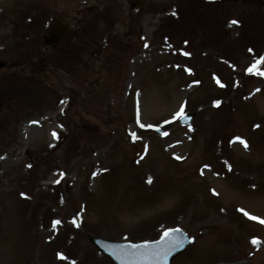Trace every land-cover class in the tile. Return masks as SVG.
Listing matches in <instances>:
<instances>
[{
	"label": "rangeland",
	"instance_id": "1",
	"mask_svg": "<svg viewBox=\"0 0 264 264\" xmlns=\"http://www.w3.org/2000/svg\"><path fill=\"white\" fill-rule=\"evenodd\" d=\"M143 1L0 0V264H113L88 234L176 227L172 264H264V0ZM74 8L79 88L35 22Z\"/></svg>",
	"mask_w": 264,
	"mask_h": 264
},
{
	"label": "water",
	"instance_id": "2",
	"mask_svg": "<svg viewBox=\"0 0 264 264\" xmlns=\"http://www.w3.org/2000/svg\"><path fill=\"white\" fill-rule=\"evenodd\" d=\"M91 240L111 256L118 264H169L171 259L183 249V247L180 248V245L175 248L170 245V238L166 242H163V238L157 244L145 245L146 254L150 257L147 258L143 257V254L139 250H135L133 247H125L115 244L110 245L100 241L96 242L93 238H91Z\"/></svg>",
	"mask_w": 264,
	"mask_h": 264
},
{
	"label": "snow or ice",
	"instance_id": "3",
	"mask_svg": "<svg viewBox=\"0 0 264 264\" xmlns=\"http://www.w3.org/2000/svg\"><path fill=\"white\" fill-rule=\"evenodd\" d=\"M231 23L232 24H237L238 22L233 20V21H231ZM260 63H264V60H261ZM254 70H257V66L256 65H253L251 68L248 69V71L250 73L253 72ZM259 74L264 76V72H260ZM218 83H219V81H218ZM178 116L182 118L183 117V112L181 111V113H179ZM54 135H55V133H54ZM240 143L244 144L245 147H247V144L243 140H241ZM149 183H151L150 180H149ZM245 215H247V213H245ZM251 218L252 219H256L255 217H251ZM261 222L264 223V221H261ZM57 223H59V221H57ZM170 235H171L170 233L166 232L164 234V241L163 242H166L170 238ZM253 243L255 244V243H257V241L254 240ZM61 258L63 259L64 257L62 256Z\"/></svg>",
	"mask_w": 264,
	"mask_h": 264
}]
</instances>
